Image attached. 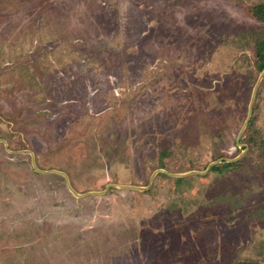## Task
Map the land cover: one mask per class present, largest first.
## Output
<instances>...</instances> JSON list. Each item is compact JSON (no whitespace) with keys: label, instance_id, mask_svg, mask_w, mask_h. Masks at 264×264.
Segmentation results:
<instances>
[{"label":"rangeland","instance_id":"374dc122","mask_svg":"<svg viewBox=\"0 0 264 264\" xmlns=\"http://www.w3.org/2000/svg\"><path fill=\"white\" fill-rule=\"evenodd\" d=\"M0 264H264V0H0Z\"/></svg>","mask_w":264,"mask_h":264},{"label":"water","instance_id":"95a60500","mask_svg":"<svg viewBox=\"0 0 264 264\" xmlns=\"http://www.w3.org/2000/svg\"><path fill=\"white\" fill-rule=\"evenodd\" d=\"M255 91H256V89L254 90L253 96L255 95ZM252 103H253V102L251 101V102H250L249 111H248V116H247L246 121H245V125L248 123V121H249V119H250V117H251V113H252ZM3 143H4V142H3ZM32 164H33V167L36 169V171H39V170H37V168H36L34 162H33ZM39 172H41V173H46V172H44V171H39ZM54 172H55V173H58V174H60V175H62V176H65L64 173H61V172H58V171H54ZM67 187H68L69 191H70L75 197H83V196H85V195H80V194L74 192V191L72 190V188L70 187V185H69L68 182H67ZM110 187H115V185H108L107 189H109ZM121 188H122V189H134V190H140L139 187H135V186H121ZM87 194H88V195H93V194H101V193L91 192V193H87Z\"/></svg>","mask_w":264,"mask_h":264},{"label":"trees","instance_id":"16d2710c","mask_svg":"<svg viewBox=\"0 0 264 264\" xmlns=\"http://www.w3.org/2000/svg\"><path fill=\"white\" fill-rule=\"evenodd\" d=\"M259 69H260V70H262V69H263V67H262V66H260V67H259ZM231 165H234V164H232V163H231V164H227V166H231Z\"/></svg>","mask_w":264,"mask_h":264},{"label":"crops","instance_id":"0c3cea01","mask_svg":"<svg viewBox=\"0 0 264 264\" xmlns=\"http://www.w3.org/2000/svg\"><path fill=\"white\" fill-rule=\"evenodd\" d=\"M4 148H6V147H4ZM6 151H8V150L6 149Z\"/></svg>","mask_w":264,"mask_h":264}]
</instances>
